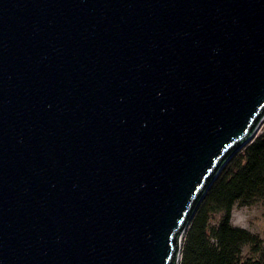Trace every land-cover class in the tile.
<instances>
[{"label":"water","instance_id":"water-1","mask_svg":"<svg viewBox=\"0 0 264 264\" xmlns=\"http://www.w3.org/2000/svg\"><path fill=\"white\" fill-rule=\"evenodd\" d=\"M264 119V0H0V264H179Z\"/></svg>","mask_w":264,"mask_h":264},{"label":"trees","instance_id":"trees-1","mask_svg":"<svg viewBox=\"0 0 264 264\" xmlns=\"http://www.w3.org/2000/svg\"><path fill=\"white\" fill-rule=\"evenodd\" d=\"M257 203L264 205V133L227 163L206 193L182 238L179 264H264L262 239L231 223L234 208Z\"/></svg>","mask_w":264,"mask_h":264},{"label":"rangeland","instance_id":"rangeland-1","mask_svg":"<svg viewBox=\"0 0 264 264\" xmlns=\"http://www.w3.org/2000/svg\"><path fill=\"white\" fill-rule=\"evenodd\" d=\"M264 133V119L256 129L254 138ZM233 226L246 229L252 234L258 235L264 243V205L257 203L250 207H236L231 216ZM244 254L248 255L247 248Z\"/></svg>","mask_w":264,"mask_h":264}]
</instances>
